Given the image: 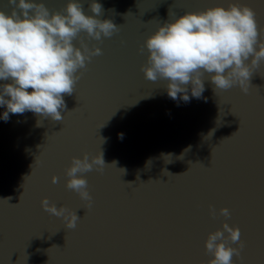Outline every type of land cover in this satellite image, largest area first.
Returning <instances> with one entry per match:
<instances>
[{"label": "water", "instance_id": "95a60500", "mask_svg": "<svg viewBox=\"0 0 264 264\" xmlns=\"http://www.w3.org/2000/svg\"><path fill=\"white\" fill-rule=\"evenodd\" d=\"M33 2L66 14L70 0ZM78 2L93 15L92 0ZM96 2L103 7L97 18L119 31L73 40L82 52L81 42L102 54L76 73L63 119L32 112L0 119V264H209L205 241L224 223L239 228L244 245L232 264H264V62L252 70L248 94L239 86L215 92L205 74L202 97L189 102L172 100L167 80L149 81L141 70L146 40L165 23L239 4L264 28V0ZM0 10L11 13L7 0ZM5 111L0 107V116ZM100 152L103 172L83 174L88 207L67 189L66 169L73 158L88 154L91 162ZM45 198L76 213V227L45 212Z\"/></svg>", "mask_w": 264, "mask_h": 264}, {"label": "clouds", "instance_id": "9594fccd", "mask_svg": "<svg viewBox=\"0 0 264 264\" xmlns=\"http://www.w3.org/2000/svg\"><path fill=\"white\" fill-rule=\"evenodd\" d=\"M7 3L11 13L0 10V81L7 82L0 84V107L6 108L0 119L7 122L9 113L32 112L42 119L61 121V112L66 108L64 96L72 95L80 79L76 73L85 69L93 56L102 54L100 48L89 50L83 42L82 52L73 45V40L85 32L89 38L100 41L102 36L110 38L119 27L109 19L97 18L103 7L96 0L89 5L93 15H86L78 0H70L64 9L66 14L50 13L43 3L33 0H7ZM255 15L247 6L230 4L227 9L214 7L187 13L175 22L165 23L145 42L149 53L148 66L141 69L145 78L153 82L167 80V95L174 101L200 99L205 91L201 78L205 74L215 92L239 86L248 94L252 70L264 62V40H258L260 30ZM214 131L209 133L213 135ZM106 165L103 152L92 157L91 162L88 154L83 159L73 158L66 169L67 189L91 207L92 197L83 174L94 168L103 172ZM57 182L58 178L53 176L52 183ZM41 206L50 215L63 217L68 229L76 227L80 218L76 213L64 207L57 209L47 198L41 201ZM212 214L215 215L214 210ZM220 215L230 218L227 208L220 209ZM240 236L239 228L227 223L222 230L210 233L205 241L206 253L213 257L209 264H232L233 256L239 258L244 247Z\"/></svg>", "mask_w": 264, "mask_h": 264}, {"label": "snow or ice", "instance_id": "6c2138e0", "mask_svg": "<svg viewBox=\"0 0 264 264\" xmlns=\"http://www.w3.org/2000/svg\"><path fill=\"white\" fill-rule=\"evenodd\" d=\"M257 22V21H256ZM257 27H258V30L260 31H264V28H261L259 25H258V22H257Z\"/></svg>", "mask_w": 264, "mask_h": 264}]
</instances>
